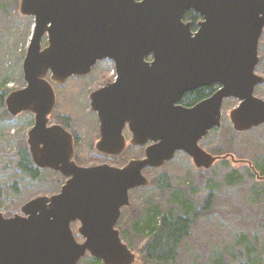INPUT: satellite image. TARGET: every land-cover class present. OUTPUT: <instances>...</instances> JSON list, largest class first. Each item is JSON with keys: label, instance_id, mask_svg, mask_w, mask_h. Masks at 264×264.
<instances>
[{"label": "water", "instance_id": "water-1", "mask_svg": "<svg viewBox=\"0 0 264 264\" xmlns=\"http://www.w3.org/2000/svg\"><path fill=\"white\" fill-rule=\"evenodd\" d=\"M190 11L202 18L194 34L182 20ZM19 12L34 23L22 63L25 87L7 95L6 109L11 116L33 114L27 144L34 165L67 180L59 193L25 203L23 216L0 213V264H77L86 255L102 264H134L115 225L129 206V191L148 184L142 171L161 167L180 150L195 167L209 169L216 157L198 141L220 127L224 99L238 101L229 113L237 132L264 125V100L253 94L264 82L254 73L264 0H20ZM148 54L150 67L143 63ZM103 59L116 63L119 79L90 95L101 119L97 150L111 154L124 118L134 140L143 134L159 140L144 159L123 168L78 166L71 135L48 125L55 105L50 81L85 75ZM210 83L221 86L210 99L191 109L174 105ZM76 220L81 243L70 228Z\"/></svg>", "mask_w": 264, "mask_h": 264}, {"label": "rangeland", "instance_id": "rangeland-1", "mask_svg": "<svg viewBox=\"0 0 264 264\" xmlns=\"http://www.w3.org/2000/svg\"><path fill=\"white\" fill-rule=\"evenodd\" d=\"M19 2L0 0V93L6 97L25 87L22 63L34 23L33 17L20 14ZM41 45L45 47L46 38ZM258 53L255 71L264 77V30ZM112 68V62L103 60L88 75L53 85L56 105L49 121L54 124L67 119V129L77 136L74 159L78 165L122 166L143 154L142 149L128 146L121 156L112 159L99 155L94 148L99 137L98 121L90 108L89 94L113 79ZM46 78L49 80V75ZM255 96L264 100V84L256 87ZM5 98L0 106V212L9 217L31 199L58 192L64 178L51 169H42L40 179L31 180L16 168V154L20 147L28 148V132L34 120L29 112L11 116ZM237 104L233 98L224 102L220 127L200 142L216 157L209 169L196 168L187 155L178 152L163 166L144 170L148 184L129 192V206L121 210L116 227L135 256V264L150 263L142 255L146 239L134 232V224L150 209L184 210L186 202L196 216L175 264H264V176L259 174L264 161V125L243 132L234 130L229 113ZM126 137L128 142L130 135ZM163 175L168 188L160 186ZM71 227L76 241L82 242L78 223ZM88 261L86 255L78 264Z\"/></svg>", "mask_w": 264, "mask_h": 264}, {"label": "trees", "instance_id": "trees-1", "mask_svg": "<svg viewBox=\"0 0 264 264\" xmlns=\"http://www.w3.org/2000/svg\"><path fill=\"white\" fill-rule=\"evenodd\" d=\"M186 21H190L192 25L199 19L198 15L193 12H186L184 15ZM200 89L190 93L186 98L187 103H194L201 99L206 90ZM215 89V87H214ZM5 93H0V106L3 105ZM62 122V121H60ZM67 125V123H66ZM16 168L31 180H38L41 177L42 169L36 167L31 159L27 146L19 148L16 154ZM259 174L264 176V161L259 167ZM160 186L169 187L168 180L165 175L159 179ZM184 210L161 211L158 207L150 209L144 219L134 224V232L140 238L146 239L142 247V255L144 260L150 264H175L178 259V250L182 242L189 237L191 226L195 220V211L190 210V203L183 205ZM82 260V259H81ZM79 263V262H78ZM77 263V264H78ZM87 264H102L100 260L89 256ZM135 264V263H134ZM247 264V263H240Z\"/></svg>", "mask_w": 264, "mask_h": 264}, {"label": "flooded vegetation", "instance_id": "flooded-vegetation-1", "mask_svg": "<svg viewBox=\"0 0 264 264\" xmlns=\"http://www.w3.org/2000/svg\"><path fill=\"white\" fill-rule=\"evenodd\" d=\"M192 12V11H191ZM186 13V12H185ZM185 13H184V15H185ZM194 13V12H193ZM195 14H197V13H195ZM184 15H183V18H182V20H183V22L184 23H190V30H191V32L194 34V33H196L197 32V29H198V27H197V24L200 22V21H202V18L199 16V14H197L198 15V17H199V19L196 21V23L194 24V26L192 25V23L190 22V21H186L185 19H184ZM263 30H264V28H263ZM263 30H262V32H263ZM262 35V34H261ZM260 38H261V36H260ZM260 38H259V41H260ZM259 41H258V46H257V56H258V63H257V65L255 66V68H254V73L257 75V76H260V77H262L263 79H264V77L263 76H261V75H259V74H257L256 73V69H257V67H258V65H259V53H258V50H259ZM103 60H108V61H110V62H112V65H113V68H112V73H113V79L110 81V82H107V83H105L102 87H100V88H98V89H96V90H94V91H92L91 93H93V92H96V91H99L100 89H103V88H105V87H107V86H109V85H114V84H116L117 82H118V79H119V73H118V70H117V66H116V63L113 61V60H110V59H103ZM103 60H100V61H103ZM100 61H97L96 63H95V65L98 63V62H100ZM153 56H152V54H148L146 57H145V60H144V64L145 65H147L148 67H150L152 64H153ZM94 65V66H95ZM144 65V66H145ZM93 66V67H94ZM143 66V65H142ZM93 67L91 68V70L93 69ZM91 70H90V72H91ZM89 72V73H90ZM89 73H87V74H85V75H72V76H69L68 78H70V77H83V76H86V75H88ZM49 75V80H50V74H47V76ZM46 76V77H47ZM67 78V79H68ZM47 79V78H46ZM67 79H65V81L67 80ZM48 80V79H47ZM64 81V82H65ZM51 82V84H52V86L53 85H59V84H62V83H64V82H62V83H54V82H52V81H50ZM262 84H264V82L262 83ZM262 84H259V85H262ZM259 85H257V86H259ZM257 86H255V88H254V96H255V89H256V87ZM209 87H212L213 88V90L211 89L210 91H207L206 90V92H205V95L201 98V99H198V101H196V102H194V103H192V104H190V103H187L186 102V100H185V98L190 94V93H192V92H194V91H197V90H200V89H208ZM214 87H215V89H214ZM220 85L219 84H217V83H210V84H208V85H206V86H200V87H197V88H195V89H193V90H190V91H188V92H185V93H183V95L181 96V98L176 102V103H174V105L175 106H179V107H181V108H185V109H191V108H194L195 106H197L198 104H200L201 102H203V101H205V100H208V99H210L219 89H220ZM53 89H54V87H53ZM55 92V91H54ZM91 93L89 94V101H90V108H91V110L96 114V117H97V121H98V134H99V137H98V140H97V142L95 143V145H94V148H95V150H96V152L99 154V155H101V156H103V157H108V158H112V159H115V158H118L119 156H121L124 152H125V150L128 148V146H133V147H136V148H138V149H142L143 150V154H142V156H141V158H136V159H130V160H128L124 165H122V166H112V165H109V164H107V163H102V164H97V165H109V166H112V167H116V168H123L125 165H127L128 164V162H130V161H132V160H142V159H144L145 158V151H146V149L147 148H149L150 146H153L154 144H157V143H159V140H157V141H155V140H153V137L150 135H148V134H143V135H147V136H138V137H136L135 138V140H136V142H135V140H134V133L132 132V130H131V126H130V121L128 120V119H121V120H119V121H122V128L120 129V133H121V141L117 144V140H115L113 143H112V145L108 148L109 149V151L111 152V154H104V153H101V152H99L98 150H97V148H96V145L102 140V135H101V119H100V116H99V110H93L92 109V107H91V100H90V95H91ZM256 97V96H255ZM258 98V97H257ZM228 99H231V98H227V99H224L223 100V102H222V105H221V109H220V111H221V118H222V107H223V104H224V102L226 101V100H228ZM260 99V98H259ZM55 105H56V94H55ZM55 105H54V107H53V109L55 108ZM53 111V110H52ZM52 113V112H51ZM51 113L49 114V116L51 115ZM33 115V114H32ZM17 116V115H16ZM49 116H48V120H49ZM221 118H220V125H221ZM230 119V118H229ZM33 120H34V116H33ZM65 121L66 122H59V123H54V124H51L50 123V121L48 122V125L49 126H52V125H58V126H60V127H62L67 133H69L70 135H71V138H72V142H73V156H72V160L76 163V161H75V145L77 144L76 142H77V136H75L73 133H71L67 128H68V126H69V123H68V121H67V119H65ZM34 122V121H33ZM66 123H67V125H66ZM216 128V127H215ZM214 127L213 128H211L205 135H203V137L198 141V146L201 148V149H203L201 146H200V142L202 141V140H204V138L205 137H207L208 136V134L212 131V130H214L215 129ZM218 128V127H217ZM129 134L130 135V139H129V141L127 142V137H126V134ZM133 140H134V142H133ZM121 148V149H120ZM116 149H117V151L118 152H116ZM29 150V149H28ZM121 150V151H120ZM204 150V149H203ZM205 151V150H204ZM178 152H181V153H184L185 155H187L185 152H183V151H176L175 153H174V156H175V154L176 153H178ZM206 152V151H205ZM30 153V152H29ZM209 154V153H208ZM210 155V154H209ZM31 156V155H30ZM173 156V157H174ZM187 157H189L188 155H187ZM214 157V156H213ZM191 160H192V158L191 157H189ZM32 159V158H31ZM170 161V160H169ZM168 162V161H167ZM167 162H165V163H167ZM192 162H193V160H192ZM164 163V164H165ZM77 164V163H76ZM163 164V165H164ZM194 164V163H193ZM78 165V164H77ZM97 165H91V166H97ZM162 165V166H163ZM78 166H80V167H91V166H81V165H78ZM195 166V165H194ZM149 168H152V169H156V168H153V167H146L144 170H146V169H149ZM159 168V167H158ZM197 168V167H196ZM45 169H48V168H45ZM198 169H203V168H198ZM143 170V171H144ZM205 170V169H204ZM143 171H142V173H143ZM56 172V171H55ZM58 173V172H57ZM60 174V173H59ZM61 175V174H60ZM62 176V175H61ZM63 177V176H62ZM64 178V182H63V184L65 183V181L67 180V178H65V177H63ZM62 184V185H63ZM61 185V186H62ZM61 186H60V188H61ZM60 188H59V191H60ZM136 189V188H135ZM59 191L58 192H56L55 194H57V193H59ZM130 192V191H129ZM55 194H53V195H55ZM52 196V195H51ZM24 205V204H23ZM23 205L20 207V210H19V213H16V214H14V215H20V216H23V212H22V207H23ZM124 208V207H123ZM122 208V209H123ZM121 209V210H122ZM1 213V212H0ZM2 214V213H1ZM3 215V214H2ZM14 215H12V216H9V217H5L4 215H3V217H5V218H10V217H13ZM120 218V217H119ZM118 222V221H117ZM76 223H78V228H79V226H80V222L79 221H73V222H71L70 223V228H71V230H72V227L71 226H73L74 224H76ZM117 224V223H116ZM78 228H77V233H78ZM115 228L117 229V227H116V225H115ZM72 233H73V231H72ZM120 233V232H119ZM79 234V233H78ZM73 236H74V234H73ZM75 238V237H74ZM121 238V237H120ZM76 240V239H75ZM83 238H82V242H83ZM79 243H81V242H79Z\"/></svg>", "mask_w": 264, "mask_h": 264}]
</instances>
